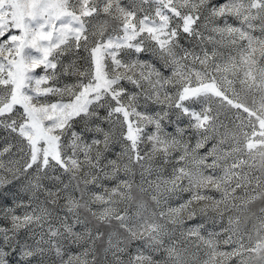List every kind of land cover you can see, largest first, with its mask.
<instances>
[{"label":"snow or ice","instance_id":"obj_1","mask_svg":"<svg viewBox=\"0 0 264 264\" xmlns=\"http://www.w3.org/2000/svg\"><path fill=\"white\" fill-rule=\"evenodd\" d=\"M0 264H264V0H0Z\"/></svg>","mask_w":264,"mask_h":264}]
</instances>
